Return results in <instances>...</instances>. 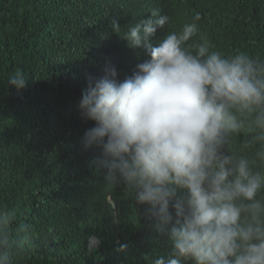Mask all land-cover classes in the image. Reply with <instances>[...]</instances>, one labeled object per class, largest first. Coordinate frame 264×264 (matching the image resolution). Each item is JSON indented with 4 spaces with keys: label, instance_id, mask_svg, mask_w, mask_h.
<instances>
[{
    "label": "trees",
    "instance_id": "16d2710c",
    "mask_svg": "<svg viewBox=\"0 0 264 264\" xmlns=\"http://www.w3.org/2000/svg\"><path fill=\"white\" fill-rule=\"evenodd\" d=\"M154 9L170 19L153 42L199 13L188 43L203 37L210 51L264 65V0H0V209L15 212L19 239L10 264H152L170 249L134 190L108 184L100 150L80 142L94 126L78 107L89 79L112 66L123 80L148 59L124 36ZM17 68L27 78L19 91L7 83ZM257 135L242 129L225 152L252 159Z\"/></svg>",
    "mask_w": 264,
    "mask_h": 264
},
{
    "label": "clouds",
    "instance_id": "9594fccd",
    "mask_svg": "<svg viewBox=\"0 0 264 264\" xmlns=\"http://www.w3.org/2000/svg\"><path fill=\"white\" fill-rule=\"evenodd\" d=\"M169 19L154 9L128 29L127 46L148 57L131 76L119 80L109 66L89 79L78 107L94 126L81 145L100 150L95 164L106 182L133 189L166 236L171 247L152 264H264V143L252 159L225 152L246 127L264 140V65L243 52L210 51L203 37L188 43L199 34V13L153 42ZM7 83L23 90L24 71ZM14 220L0 209V264L19 246Z\"/></svg>",
    "mask_w": 264,
    "mask_h": 264
},
{
    "label": "water",
    "instance_id": "95a60500",
    "mask_svg": "<svg viewBox=\"0 0 264 264\" xmlns=\"http://www.w3.org/2000/svg\"><path fill=\"white\" fill-rule=\"evenodd\" d=\"M90 245L91 247H95L97 245V240L95 238L91 239Z\"/></svg>",
    "mask_w": 264,
    "mask_h": 264
}]
</instances>
